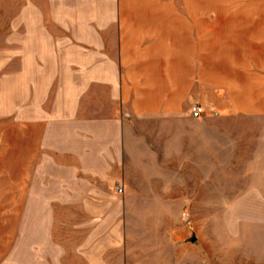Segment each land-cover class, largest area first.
<instances>
[{"label":"crops","instance_id":"crops-1","mask_svg":"<svg viewBox=\"0 0 264 264\" xmlns=\"http://www.w3.org/2000/svg\"><path fill=\"white\" fill-rule=\"evenodd\" d=\"M18 1L15 70L0 71L16 192L0 264H200L185 262L182 208L264 206L262 187L198 202L217 176L264 181V0Z\"/></svg>","mask_w":264,"mask_h":264},{"label":"rangeland","instance_id":"rangeland-1","mask_svg":"<svg viewBox=\"0 0 264 264\" xmlns=\"http://www.w3.org/2000/svg\"><path fill=\"white\" fill-rule=\"evenodd\" d=\"M22 1L20 0V4ZM168 1L169 3L174 2V0ZM18 3V0H0V71L15 70L14 58L9 59L10 56H14L16 49L13 39ZM7 58L8 62H6ZM201 118L218 119L219 117L207 114ZM220 124L215 121L217 141L222 142L223 126ZM219 132L221 135L218 134ZM12 135L13 132L10 137H7V143L0 147V153L4 156L1 160L2 166H0V172H3V175L0 176V185L2 186V190H0V213L8 210V213L13 211L14 214L16 208L11 205L5 206V201H2L3 199H14L16 193L8 189L14 186L15 182V144L11 141ZM222 161L223 159L219 164L220 170L223 169ZM217 178L220 181L215 186V199L198 202H216L217 204L229 202L225 197L220 196L228 194L224 190L225 186L239 187L231 191L232 195L246 194L245 187H262L264 189V181H258L259 176L246 177L251 178L253 182L243 184L238 182L231 185L222 182V175L217 176ZM261 193L264 191H252V198H256ZM232 202H236V200H232ZM243 202H256V200ZM182 209L185 262H192L196 259L200 264H264V206L199 205L185 206ZM160 210H166V208H160ZM62 214L63 210L57 208V216ZM63 226V223L58 222L56 224L57 232L62 233Z\"/></svg>","mask_w":264,"mask_h":264},{"label":"built area","instance_id":"built-area-1","mask_svg":"<svg viewBox=\"0 0 264 264\" xmlns=\"http://www.w3.org/2000/svg\"><path fill=\"white\" fill-rule=\"evenodd\" d=\"M191 115L194 118H200L204 115H218V113L209 107H204L199 104H195L190 109ZM115 188L118 193H123V185L119 182L116 183Z\"/></svg>","mask_w":264,"mask_h":264}]
</instances>
